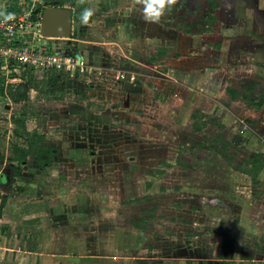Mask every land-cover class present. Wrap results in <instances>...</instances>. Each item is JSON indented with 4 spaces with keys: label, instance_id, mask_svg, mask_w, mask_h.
Returning a JSON list of instances; mask_svg holds the SVG:
<instances>
[{
    "label": "rangeland",
    "instance_id": "374dc122",
    "mask_svg": "<svg viewBox=\"0 0 264 264\" xmlns=\"http://www.w3.org/2000/svg\"><path fill=\"white\" fill-rule=\"evenodd\" d=\"M76 6L91 15L72 22L69 38L41 35L44 9ZM143 7L137 0H0L9 18L34 22L12 38L19 52L45 46L83 63L75 74L9 65L27 80L12 96L0 95V155L11 117L21 114L55 151L43 170L30 158L17 176L15 165L0 161V230L8 229L0 250L30 264L38 245L46 260L66 245L113 241L99 236L107 230H119L115 242H135L133 227L164 248L176 246L178 257L264 264V0H177L172 7L180 11L159 20L182 33L171 44L183 60L204 58L206 46L218 52L219 36L230 39L206 67L210 85L199 66L184 86L165 79L163 72L181 81L183 71L165 60L158 27L143 26ZM205 30L215 39L201 38ZM29 81L43 85L32 89ZM208 89L211 98L200 92ZM194 122L207 124L196 132ZM255 159L263 168L252 176Z\"/></svg>",
    "mask_w": 264,
    "mask_h": 264
},
{
    "label": "crops",
    "instance_id": "0c3cea01",
    "mask_svg": "<svg viewBox=\"0 0 264 264\" xmlns=\"http://www.w3.org/2000/svg\"><path fill=\"white\" fill-rule=\"evenodd\" d=\"M4 2L6 3L7 0H4ZM173 8H174V11L176 12L180 11L176 7H172L170 10H168L164 14V16H168L169 14L173 13L171 12ZM209 21L211 23L215 22L214 18H211V20ZM72 22H73V18H72ZM143 26L158 27V32L156 34L157 37L159 38V40L164 42L168 55L172 54L171 58H169V56L166 54L165 60L172 59L173 64L176 65V67H180L177 70H175L176 74L179 75L180 69L183 71L181 81H178L177 79H174L171 77L169 78L168 73L163 72L162 75L165 77L166 80L169 79L170 82H174L176 84L184 86L183 83H184L185 78H192V79L197 78V76H193L190 74L191 67L199 66V67H202V70H199L198 77L206 85H210L209 83H212V79L208 78V70H206V67L207 65H209L215 60V58L212 57V55H221L220 57H222V55L225 54L226 50H225L224 44H228L230 39H226L224 36H219L217 38L218 39L217 42L223 44V46L221 45V49L218 52H215L212 46H206L205 47L206 53L204 54V58L193 59V60L192 59L183 60L182 55L179 57L177 56L173 57V55L180 54L181 52L179 48L180 45L178 44V47L174 45L176 42L181 40L182 33L179 30H177L176 28L168 29L167 26L169 25H167V23L163 20L157 23L156 22L154 23L144 22ZM201 36H202L201 38L209 37V36H212L213 38V34L209 33L208 30H205V33ZM212 41L215 42L216 40H212ZM171 43H174V44H171ZM165 47L163 48V50L165 49ZM168 65L169 64H165L163 67L167 68ZM237 68L238 67H236V69ZM251 69L252 70L254 69L253 66ZM169 71L171 72L172 69ZM229 75H230L229 77H231L232 73H230ZM234 75H236V73H234ZM254 81H256V79ZM185 87L187 88L186 91L188 93L190 92L199 93L192 86L186 85ZM229 87H232V86H229ZM206 91H209V89L200 90V92H202L204 96L211 98L209 94H206ZM5 162L7 163L6 159H5ZM0 197L4 198L2 194H0ZM3 216L4 214L1 217L2 219H3ZM1 218H0V221H2ZM7 231L8 229L6 228H2L0 230V241H2L1 243H3V240H4V244H5V241H7V237L3 235V234L7 235ZM127 231H129L130 233H134L136 235V238L134 239L135 242L133 241H127L126 243L115 242L116 239L114 237L120 234L119 230L118 229L110 230V231L107 230L104 233L101 232L99 236L101 237L102 235H109L110 238H113V241L104 242L102 240L101 242H99L97 239L93 243H90L89 245H87L86 243L81 245V242L78 244L70 245V246L66 245L57 251L59 253V254L57 253V256L47 257L46 260L42 258V253L44 251V248L41 249V246L38 245V249H35L31 253L35 259L32 260L30 264H211L210 262L211 259L208 256H204V257H199L198 255H194V256L190 255L189 257L175 256L171 252L176 251L175 250L177 249L176 246H173L171 248H164L163 245H161L160 243L153 242V239L151 240V238L149 237L150 233L147 230L141 231V230H136L135 228L131 227V228H128ZM1 232L3 234H1ZM1 249L2 250H0V257L2 258V260L0 259L1 260L0 263L2 264H24L22 260L18 258L19 253L18 255L9 254L10 250L8 248L3 247ZM67 253L72 256L75 255V257H69L67 256L68 255ZM12 256H15L14 259L12 258Z\"/></svg>",
    "mask_w": 264,
    "mask_h": 264
},
{
    "label": "trees",
    "instance_id": "16d2710c",
    "mask_svg": "<svg viewBox=\"0 0 264 264\" xmlns=\"http://www.w3.org/2000/svg\"><path fill=\"white\" fill-rule=\"evenodd\" d=\"M73 0H60V3H72ZM87 11L85 8L81 6H76L75 9L72 11L73 21H80L85 22L84 16ZM89 20V16L87 21ZM18 80H25L24 74H18L13 76L9 79L6 88V94L12 96V88L18 82ZM4 83V78L0 76V85ZM29 86L32 89H37L41 83L37 82H28ZM0 95H4V89L0 87ZM257 107L262 105V101H254L253 103ZM197 112H194L191 115V118L194 119ZM11 123L14 125V128L11 132V137L7 142V150L5 153V158L3 155H0V161L6 159V161L11 164L15 165L12 166L13 170L15 171L16 176L20 173L21 165L25 164L30 158H33L35 162L38 164L39 169H44L46 166L52 161L54 156V148L50 146L47 142V138L44 134L37 132L36 130L28 131L26 128V119L23 114L18 116L11 117ZM206 122H194V130L196 132L202 131L203 128L206 127ZM257 166H254L252 172H250L252 176L257 175L261 169L263 168V162L261 160L255 159ZM5 198L0 197V218L3 215V210L5 207Z\"/></svg>",
    "mask_w": 264,
    "mask_h": 264
},
{
    "label": "built area",
    "instance_id": "2783aa9c",
    "mask_svg": "<svg viewBox=\"0 0 264 264\" xmlns=\"http://www.w3.org/2000/svg\"><path fill=\"white\" fill-rule=\"evenodd\" d=\"M33 26L34 22L31 19L24 21L19 17L13 20L6 15L5 9L1 10L0 8V76L4 78V83L1 84L4 89V96H7V83L15 71L9 68L10 64L28 63L30 67H34L36 70L51 69L57 72L63 69H71L73 74H75L73 69L77 66H83V63L78 64L77 62L73 65L71 58L63 57L65 55L60 54L59 51H54V48L47 49L45 46L32 49L30 53H27L26 50L19 52L20 47L12 42V38L18 37L23 27L32 29ZM38 26L41 33L40 22H38ZM3 58L4 62H1Z\"/></svg>",
    "mask_w": 264,
    "mask_h": 264
},
{
    "label": "water",
    "instance_id": "95a60500",
    "mask_svg": "<svg viewBox=\"0 0 264 264\" xmlns=\"http://www.w3.org/2000/svg\"><path fill=\"white\" fill-rule=\"evenodd\" d=\"M72 12L66 8H46L42 12L41 35L46 38H69Z\"/></svg>",
    "mask_w": 264,
    "mask_h": 264
},
{
    "label": "clouds",
    "instance_id": "9594fccd",
    "mask_svg": "<svg viewBox=\"0 0 264 264\" xmlns=\"http://www.w3.org/2000/svg\"><path fill=\"white\" fill-rule=\"evenodd\" d=\"M143 4V15L147 22H159L161 17L177 3V0H137ZM91 12H86L84 19L87 21Z\"/></svg>",
    "mask_w": 264,
    "mask_h": 264
},
{
    "label": "flooded vegetation",
    "instance_id": "af4514ba",
    "mask_svg": "<svg viewBox=\"0 0 264 264\" xmlns=\"http://www.w3.org/2000/svg\"><path fill=\"white\" fill-rule=\"evenodd\" d=\"M54 8H57V7H54ZM41 19H42V15H41ZM72 27V26H71Z\"/></svg>",
    "mask_w": 264,
    "mask_h": 264
}]
</instances>
